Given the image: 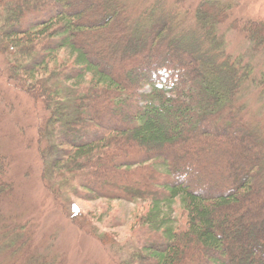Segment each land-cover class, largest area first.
Returning a JSON list of instances; mask_svg holds the SVG:
<instances>
[{
	"label": "trees",
	"instance_id": "trees-1",
	"mask_svg": "<svg viewBox=\"0 0 264 264\" xmlns=\"http://www.w3.org/2000/svg\"><path fill=\"white\" fill-rule=\"evenodd\" d=\"M165 5L130 18L124 0H0L8 80L43 107V180L61 204H143L122 242L95 230L130 264H264L263 127L239 100L264 77L226 50L228 4ZM230 23L263 51L264 22ZM6 174L0 161V203ZM3 240L21 255L20 235Z\"/></svg>",
	"mask_w": 264,
	"mask_h": 264
},
{
	"label": "rangeland",
	"instance_id": "rangeland-1",
	"mask_svg": "<svg viewBox=\"0 0 264 264\" xmlns=\"http://www.w3.org/2000/svg\"><path fill=\"white\" fill-rule=\"evenodd\" d=\"M154 1L124 0L129 5L130 18ZM202 1L166 0L165 8L183 6L186 10L194 9ZM218 1L231 7L230 21L219 28L228 54L250 60L254 78L263 80L264 49H257L242 33L232 30L230 22L233 19L264 22V0ZM6 69L7 60L0 53V161H4L7 170L3 180L11 185L0 203V245L5 244L3 238L9 234L20 235L26 242L22 245L21 255L15 257L7 256V250L0 249V264H21L18 259L24 250L25 264L34 260L36 264H127L126 253L119 251L121 245L119 248L103 246L100 233L95 230L101 229L111 240L122 242L129 232L127 222L134 211H141L145 206L136 207L124 201L108 203L72 199L64 205L57 202L43 180V160L38 148L37 127L42 123L43 107L8 80ZM251 85L244 86L239 100L246 110V122L255 128L262 126L264 135V94ZM77 208L87 218L73 219ZM108 215L121 221H116L118 226L115 223L114 227L104 228ZM111 254L115 259H111Z\"/></svg>",
	"mask_w": 264,
	"mask_h": 264
}]
</instances>
